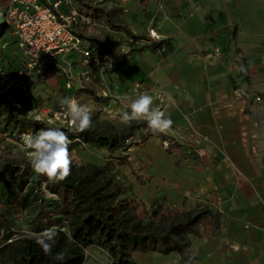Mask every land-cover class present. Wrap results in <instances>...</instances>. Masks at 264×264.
I'll use <instances>...</instances> for the list:
<instances>
[{
    "label": "crops",
    "instance_id": "1",
    "mask_svg": "<svg viewBox=\"0 0 264 264\" xmlns=\"http://www.w3.org/2000/svg\"><path fill=\"white\" fill-rule=\"evenodd\" d=\"M124 12L139 39L102 27L113 54L94 89L106 100L85 103L120 124L129 98L147 92L173 121L165 134L136 133L121 153L135 197L155 211L205 206L218 214L215 231L206 225L190 237L192 264H264V0H134ZM68 64L74 92L81 58L52 65ZM131 260L183 264L175 253Z\"/></svg>",
    "mask_w": 264,
    "mask_h": 264
},
{
    "label": "trees",
    "instance_id": "2",
    "mask_svg": "<svg viewBox=\"0 0 264 264\" xmlns=\"http://www.w3.org/2000/svg\"><path fill=\"white\" fill-rule=\"evenodd\" d=\"M41 2L44 3L43 0ZM112 0H73L75 10L86 16L88 24L75 34L88 51L87 66L91 60L112 55L113 48L99 35L100 27L110 31L131 34L120 19L122 9L107 6ZM0 26V33L6 29ZM132 39H139L132 36ZM40 72L58 69L44 63ZM78 79L79 88L67 91L72 97L84 98L94 104H102L106 98L96 95L94 86L98 76ZM92 127L76 133L69 126H50L64 130L69 138V151L82 145L103 150L106 160L99 166H70V175L63 181H49L44 175L31 172L30 162L0 156V229L8 215L22 205L17 192L32 177L33 184L42 185L58 197V203L37 200L29 187L26 203L30 219L26 222L27 234L12 239L14 233H0V264H83L88 249L98 250L108 258L107 264H132V253L156 252L162 255L175 253L183 264H188L190 237L199 235L204 226L217 229L218 214L207 207L192 206L164 208L155 211L144 208L140 200L124 197L125 187L114 180L111 160L123 163L129 141L140 131L147 130L145 121H133L130 125L113 124L93 114ZM30 121L18 118L0 97V125L13 137L27 133ZM42 127V129L50 128ZM28 171V172H27ZM28 173V174H26ZM134 176V174H131ZM121 196H123L121 198ZM36 202V203H34ZM57 226L58 234L50 255H45L37 244L36 234ZM64 252V259L54 256ZM193 261V257H192Z\"/></svg>",
    "mask_w": 264,
    "mask_h": 264
},
{
    "label": "rangeland",
    "instance_id": "3",
    "mask_svg": "<svg viewBox=\"0 0 264 264\" xmlns=\"http://www.w3.org/2000/svg\"><path fill=\"white\" fill-rule=\"evenodd\" d=\"M160 2L168 4L169 0H160ZM133 4L134 0H112L107 6L116 5L122 10L125 9L126 12L123 14L128 15L132 13ZM5 9V4L0 2V26L5 24L7 27L0 33V97L5 100L13 115L30 121L31 124L29 128L27 127V132L35 133L42 130V127L58 125L44 114L43 109L56 110L60 107L58 100L61 97H71V95L63 90L62 79L65 80V78L63 77L62 71H60L61 74L57 71L46 72L45 81L41 83L35 81L34 76L30 78L24 76L25 69L22 57L15 49L9 36L11 28L4 19ZM100 30H103V28L100 27L99 32ZM62 69L63 71H69L71 74L74 72V68L70 64L63 65ZM25 80H28V84H25ZM86 101L87 99H80L81 103H85ZM100 113V111L95 109L93 114L102 116ZM20 136L13 137L11 132L8 133L6 129L3 130L0 125V156L30 162L31 158L20 146L22 143ZM69 157L71 161L70 166H99L106 160V153L103 150H94L86 146L78 145L69 151ZM124 160L121 164L118 163L120 160L118 162L111 160L114 180L125 187L124 197L137 199L134 195L136 185L131 175L132 171L127 165L126 157ZM31 172L33 173V170ZM32 177L27 176L25 185L20 192H17L19 199L22 198V205L18 206L8 215V220L3 222L2 229H0V233L2 231V233L4 231L14 233L13 238L6 243L27 234L26 222L30 219V216L28 213V204L26 203L28 199L26 195L29 187L33 188L32 192L37 196L36 202L43 200L47 203L52 200L51 203H58V197L55 194H51L42 183H39V185L31 183L34 181ZM107 263L108 258L102 252L91 248L86 250L83 264Z\"/></svg>",
    "mask_w": 264,
    "mask_h": 264
},
{
    "label": "built area",
    "instance_id": "4",
    "mask_svg": "<svg viewBox=\"0 0 264 264\" xmlns=\"http://www.w3.org/2000/svg\"><path fill=\"white\" fill-rule=\"evenodd\" d=\"M6 6L4 19L10 26L9 36L16 51L21 55L25 77L34 76L35 81L44 82L46 75L40 72L42 64H53L58 57L76 55L81 58L82 70L76 80H87L92 72L101 76L111 68L108 55L101 59L91 60L87 66L89 53L82 41L75 34L83 25L88 24L86 16L78 13L73 7V0H0ZM152 37V36H151ZM65 78L63 90L73 91L74 80L69 71H63ZM27 78V79H28ZM28 84V80L24 81ZM72 97V96H71ZM45 115L58 126H68L67 120L60 115V107L56 110L43 109Z\"/></svg>",
    "mask_w": 264,
    "mask_h": 264
},
{
    "label": "clouds",
    "instance_id": "5",
    "mask_svg": "<svg viewBox=\"0 0 264 264\" xmlns=\"http://www.w3.org/2000/svg\"><path fill=\"white\" fill-rule=\"evenodd\" d=\"M240 70L246 71L243 66ZM129 99L128 109L119 113L121 125L127 126L133 121L143 120L154 134H165L171 130L173 121L159 107L154 106L152 95L145 92ZM58 103L61 109L60 115L67 120L70 131L82 133L92 127L95 110L93 106L81 103L75 97H61ZM20 141L22 142L21 148L31 158L30 164L33 172L46 176L49 181H63L70 175V141L64 130L50 127L35 133L27 132L20 136ZM57 234V226L36 234V242L41 246L45 255L52 253ZM54 259L62 261L64 252L57 253ZM188 264H192V257H189Z\"/></svg>",
    "mask_w": 264,
    "mask_h": 264
}]
</instances>
